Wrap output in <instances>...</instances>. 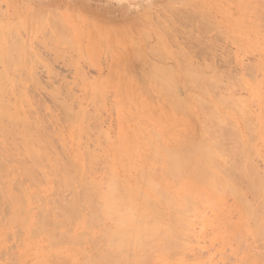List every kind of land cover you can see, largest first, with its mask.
I'll list each match as a JSON object with an SVG mask.
<instances>
[{"label": "rangeland", "instance_id": "1", "mask_svg": "<svg viewBox=\"0 0 264 264\" xmlns=\"http://www.w3.org/2000/svg\"><path fill=\"white\" fill-rule=\"evenodd\" d=\"M262 1L264 0H256V1L255 0H234V1L233 0H0V58H2L5 51H7V53L9 51L10 53H8V55L10 54V56H13L16 59V60L14 59L15 63H13L11 67H9L6 71L7 74L10 72L8 76L7 89H5L7 91L9 90L8 91L9 96H7V94L6 95L4 94L5 96L8 97V98L6 97L8 99V101L6 102H8L12 106L13 110L16 109L17 112L20 113L19 115L26 117L25 119L28 118L27 119L29 120L28 122L34 126V128L32 126L33 129L31 128L32 131L39 130V132L42 133V135L46 137L50 136L52 138L53 136V138L51 139L52 141L55 139L58 140V138H60L58 141H53L55 143H53L51 140L50 142H52L51 145L52 144L55 146L57 145L56 146L57 148L62 147V146L64 147L65 150L62 147V149L59 148L58 150H56V152L58 153L63 152L62 154L60 153V155L63 159H65L64 157H66L67 161H64V160L62 161V158L60 159V155L58 157V154L55 152H54L55 155L50 154V152L49 154L53 158L55 157L54 159L55 161H57L59 165H65V163L67 165L71 162L70 164L71 170L70 168H67L68 170L67 172L69 173L71 177H73L74 175L75 183H76L77 178H78L77 182L79 183L80 182L79 178H83V176L86 175L84 177L87 178L88 176L87 179H89L90 182H94V181L96 182L97 185L94 184L95 182L91 183V185L93 184L95 188H97V190H102L104 188V187H100L101 185H98V184L104 182L105 180L106 182L108 181L107 178L103 181L101 179L102 177H105L106 175L107 177H109L108 179L111 178V176H108V173L110 171L116 175L117 180L119 181L120 185L134 187L135 190H137L136 185H138V183L140 184V180H139L140 172L139 171L141 170L143 164L146 165V163L150 164L152 162L151 158H149V160L147 158L144 160L145 155H148L147 157L152 155L151 153H149V148L152 145L154 146V148L157 147L158 145H159L158 148H161L162 146L169 147V148H173V147L175 148V147L183 146V143L185 142V140L188 141L189 139L191 140V139H199V138L203 139L204 136L206 137V130L208 128L206 130H205L206 127L202 129V126H203L202 121L207 122L210 116H211L210 117L211 120L210 119L209 120L212 121V119H214V117H212V114L215 109L213 116L215 115V113L216 114L219 113L218 116L221 117V114L223 113L222 114L223 117H226V118L221 117V120H223V122L222 121L220 122V120H215L217 118L215 117V119L212 121L214 123L213 126H215L213 128H215V130H218V133L220 130H223V128L230 129L229 131L234 132V133L238 132V134H233V136L236 138V140L235 138H233L234 141L236 142L238 139L237 141L238 143L232 142L231 143L232 147L228 146L229 148H231V150L235 148L236 154L231 153L232 155H236L234 156L235 160L234 159L230 160L231 159L230 158V159H227V162L229 160L230 162L231 161L236 162V159L238 158L237 163H240V166L242 165L243 168H246V165H247V163L245 164V162L247 161L246 159L251 160L252 155H250L249 157V154L253 152L254 153L253 155H255V157L253 158L255 159L252 158L253 161L251 160L247 162H249L248 163L249 166H251L252 162H254L252 164V166L254 165V168L251 166L252 168L250 169L246 168V170L253 169L251 170L252 172L255 170L256 171L255 173H258V175L256 174V176L261 177L262 180L261 179L260 180L261 182H263L262 184L264 186V180H263L264 179V102H261L262 100L264 101V42H263L264 41L263 39L264 29L262 28V26L264 27V21H262L264 20L262 19L264 18V16L261 15V14H264L262 13L264 12V10L262 7H260V5H258L259 3H261L263 6L264 2ZM163 4H164V7H163ZM167 4L172 5L174 9L176 8V13L181 16L180 20L177 19L178 15L176 16V14H174L175 10H174V13L170 12L173 9L172 6H171L172 8L167 7V9L169 10L168 12V10L165 7L167 6ZM247 4H249L251 8ZM257 8H260L258 9L259 13L261 10V14H257L259 16L256 15ZM170 13H171V16H170ZM190 13L191 14L194 13L197 16V20L192 21L194 23H191V21H189V20H193V19H189L190 16L188 15H190ZM172 14L174 15L172 16ZM244 15L246 17L245 19L243 18ZM48 18H50L49 20L52 19V23L54 21V25H51L53 28H51L50 24H48L50 23L49 20L47 21ZM56 18H59L60 20ZM238 20H241V21H238ZM239 22L241 23V25ZM169 23H171L170 24L171 26L173 23L174 27L173 26L170 27ZM203 23L205 25H203ZM43 24H45V26ZM55 24L57 28L61 27L62 30L60 28V31H59V29L55 27ZM59 24L61 26H59ZM159 24L160 26H158ZM162 24L165 25V26L163 25L165 28L162 26ZM227 24L230 27H228ZM167 25L168 27L171 28V30L170 28L166 27ZM209 25L210 26L212 25L211 28ZM161 26L162 28H160ZM202 26H206V28L204 27L206 30ZM11 27H12V30L15 31L14 36L16 37V39L18 38L17 40H13L15 39V37L13 35H10V33H8L9 35L7 34V32H10V31L13 34ZM119 28L121 30H119ZM131 28L133 29L131 30ZM175 28L177 29L176 31H175ZM242 29H244L243 30L244 34H243ZM56 30H57L56 35L57 33L60 32L59 33L60 35L58 34L57 37L56 35H54L55 34L54 31ZM139 30L144 31L145 34H147V35H144L147 37V39H145L146 37H144V39L142 37V39L143 41H145V44L150 45V47L148 45L147 47L145 46L143 47V45L145 44L142 41L141 36L138 37L141 32V31L139 32ZM4 31H5V34L3 35ZM168 31L169 33H171V35H169L170 36L169 38H166L167 36L165 37L164 35ZM63 32L66 34V36L65 34H62L64 36L61 35V33ZM213 34L215 37L213 36ZM141 35L143 34L141 33ZM237 35H240L241 37ZM10 36H13L14 38L12 39ZM58 36H59V39L61 38V40H58ZM245 36H246V39L244 38ZM196 37L199 38L200 40L197 39ZM7 38H9L10 41ZM62 38H64V40ZM6 39L9 41V45H10L9 47L13 45L16 46V43L18 44V46L15 47L16 50H14V46L10 48L9 50H7L8 43H6L7 42ZM133 40L137 41L136 42L137 44ZM247 40L248 42H246ZM14 41H16V43ZM10 43H12V45ZM133 43L136 44L135 46L137 47V49L133 46ZM151 43L155 44L156 48L154 49L157 50L156 52L157 55L155 53V50L154 52L148 51V49L150 50L151 47L153 50L154 44L152 45ZM204 43L206 44L204 45ZM139 44L141 45L142 50H146L147 53L148 52L152 53V56L151 55L149 56V58L151 59V62H149L150 59L148 60V55L150 53L146 56L147 53L145 54V52L139 49L140 48ZM5 46L7 47V49L5 48ZM10 50H12V52L13 51L15 52V53L13 52L15 56L14 54L11 53ZM143 55H145L146 57L143 58ZM158 55H161V56H158ZM177 57H179V59H177ZM145 58H146L145 62H147L149 65L143 63V60ZM139 59H141L142 61ZM114 60L116 63H114ZM118 61L120 64L118 63ZM185 61L188 62L187 64L190 66H187ZM1 62L2 61L0 60V63ZM178 62H181L182 64ZM113 64L118 65V67L114 66ZM124 64L127 66H125ZM144 64H145V67H144ZM156 64L158 65L156 66ZM159 64L162 69L158 68ZM201 64L204 66H201ZM214 64L217 66H215ZM252 65L253 66L255 65V66L252 67ZM3 66L4 64L1 63L0 67H3ZM180 66H182V68L184 66H187V69L188 67L189 69L194 68L195 70L193 69L194 71V73L192 72L193 74L197 73L199 77L202 78V80L203 79L209 80V81L207 80L209 86H206L207 81L202 82L204 89L206 90L201 89L202 91H204L205 95H207L208 98L203 96L204 94L202 93V91H199L200 88H203L201 84L200 85L197 84L198 86H193V85L189 86L185 84L186 83L185 82L186 78H184L185 73H183L184 72L183 70H182L183 72L180 70L181 68ZM15 67H17V70ZM153 67L162 70L163 73L164 72L166 73V75H167L166 69L170 72V74L168 75H171V73H173L172 74L173 78H175L177 82L176 84L174 83V88H173L174 91L171 92V95L173 93L172 96H174L175 98H173L170 94L168 95V93H166L165 91H162L161 88L155 86L156 83H154L155 80H152L153 78L152 76H147V73L149 75L150 73H149V70H147L148 72H146V69L147 68L151 69ZM190 67H193V68H190ZM198 67H200L201 70ZM216 67H218L217 70H216ZM243 67L244 68L246 67L245 70L243 69ZM259 67L260 69H258ZM203 68L206 69L207 71L204 70ZM220 69L221 71H219ZM250 69H252L253 71L252 70L250 71ZM119 71L121 72V74H119ZM15 72L18 73L17 78L15 75L16 74ZM230 72L231 74H229ZM216 73H218L217 75H219V77L216 76ZM214 74L216 76L217 83L214 79L215 78ZM122 75H123V78H122ZM179 77H180V80H179ZM112 78H115L116 81ZM14 79H16V81H14ZM211 81L212 82L215 81L216 85L211 86L210 84ZM138 83L140 85H138ZM231 84H233L234 86H231ZM246 84H249V85L247 86ZM175 85H176V88H175ZM217 85L220 86L221 88L222 87L223 88L225 87V88L224 89L222 88L223 89L222 90L220 87L218 88ZM137 86L138 87L142 86V88L139 89L137 88ZM194 87L199 88L197 89L198 91ZM175 89L176 90L179 89L178 92H176V94H175V91H176ZM225 89H228V91H224ZM16 90H19V91H16ZM134 91L135 93H133ZM212 91H214L213 97H212V94H213ZM190 92H192L191 93L192 95L190 94ZM228 92L230 94H228ZM146 93L148 96L146 95ZM210 93L212 94L210 95ZM178 94L183 95L182 98H183L184 105L182 104V99L179 98ZM193 94H196V95L193 96ZM227 95H229V97ZM164 96L166 97V100ZM184 96L186 97V99H188V101L184 99ZM225 96H227L228 98ZM148 97L151 100L153 99V101H150ZM134 98L136 99V102ZM177 98L179 100L181 99L180 102ZM196 98L198 99L195 100ZM200 98H203V99H200ZM220 98H223V99L226 98V100L224 99L225 100L224 101L223 99H221L220 101ZM199 99L201 100V102L204 101V104L206 103L205 104L206 107L210 105L211 108L210 107L208 108H210L211 113L210 111H207L209 109H207L206 107L203 109V112L201 111L202 109L199 107L201 106V104H199ZM215 99H217L220 102V105H218L217 100ZM242 99L244 101L243 106L239 105L241 104ZM21 100L25 104L21 103L22 102ZM173 100L177 101L178 105L180 104L183 105V107H180L182 108L181 111H184L183 108L187 107L185 110L188 109V111L187 112L185 111L184 113L190 116H184L185 114H182L183 112L182 113L179 112L178 108H176L177 107V105L175 104L176 102L173 103ZM227 100H229L228 102L229 105L226 103ZM10 101L12 103H10ZM15 101H16V105H15ZM235 102L236 104L239 103L238 105L241 107L240 110L238 109V111H241L242 107L245 112L249 110L247 119L248 117H250L248 121H250V123L254 127L253 130H252L253 127L251 126V124L249 125L248 121H247L248 124L246 123L247 125H245V121L247 119L245 118L246 119L245 120L243 115H245L246 117L247 114L243 113V110H242L243 114L241 112H239L238 114L239 116L242 114L241 117L243 118V120H245V121H242V123L240 122L242 118H240L239 116H236L237 112L234 113L235 110H237V109L233 110L234 108L232 107L234 106L236 108ZM197 103L199 106L197 105ZM230 103L231 104L233 103L234 105L232 104L231 106ZM174 104L176 105V107ZM129 105H131V107ZM162 106H164L165 108ZM66 107H67V110L69 108L68 111H70V109L71 111H73L72 113L71 111L69 112L71 113L69 115V118L73 117V119L71 118L69 119L68 117H66L67 115L65 116V114H68L67 113L68 111H64ZM166 107L170 108V109L168 108L169 111L166 109ZM230 107L233 108L231 110H233L234 112L230 110ZM173 108H174V112H172ZM205 109H207L206 110L207 114L208 113L209 115L211 114L210 116L204 113ZM219 111H221V113ZM53 114L56 118L52 116ZM178 114H180V116ZM204 114H206L207 116ZM176 115L178 116L176 117ZM200 115L205 117V119L208 117V119L202 120ZM30 116L36 119L35 120L34 118L29 119L31 118ZM38 116H40V118ZM42 118L44 120H42ZM168 118H169V121H167ZM227 118L228 120L230 119V121H227ZM40 120L46 126L45 129L48 128L50 131L48 129L47 130L43 129L44 126L39 125ZM231 120L234 123H232ZM84 121L87 125L83 123ZM191 121L192 122L194 121L195 124L194 123L193 124L196 125L197 123V125L195 127L193 125L192 127ZM210 121H208V124L212 123V122L210 123ZM35 122L38 123L37 125H39L43 129V131L44 130L46 132L49 131L48 134L52 133V135H48L45 131L43 132L39 126L34 125ZM187 123H189V125ZM205 124L204 126L208 125L207 123ZM232 124H236V126L234 125L232 126ZM85 126L90 127V128L88 129ZM163 126L164 128H162ZM37 127H39V129H36ZM186 127H188L187 129L191 128L190 131L189 130L187 131ZM243 127L245 130H243ZM53 128L54 129L58 128V131H61V133L58 134V132H55V133L51 132ZM210 128L212 129V127H209V129ZM147 129H152V130H149V132L154 131L156 132L155 134L157 135L159 134V137H161V139H158V141L160 143L156 141L158 136L157 135L154 136V133L150 134ZM192 129L196 130V132L192 133L191 132ZM226 129L223 131H226ZM163 132L165 133L163 134ZM199 132L202 133L204 136L202 135L200 136ZM207 132L209 133L210 131H207ZM213 132L215 133V131ZM245 132L247 133V135ZM164 135L165 137H163ZM194 135H196V138H193ZM253 135H254V140H252ZM143 136L144 137L146 136L145 137L146 139L143 138ZM229 136L226 134V136H223V137L227 139L228 142L229 140L231 142V137ZM246 138H250L251 140L249 139L247 140ZM8 139H11V138L7 137L3 139V143L0 144L1 148L3 145L6 144V141L8 142L11 141ZM63 139L66 140V142H63L64 141ZM217 139H219V142H221L220 144L222 146L223 140L221 139L223 138L217 137ZM225 139L223 142H225L228 145V142H226ZM239 139L241 140V145H240L241 147L239 146ZM151 140H153L154 142ZM245 141L249 144L251 148L246 144ZM57 143H59L60 145ZM234 143L238 145L240 150L242 148L241 152L243 151V156L242 154H240L241 153L240 151L236 152V150L238 149ZM233 144L235 145V147H233L234 146ZM91 147L93 148L94 151H92ZM222 147L224 149L226 148L224 146ZM228 147L227 149H229ZM247 147L252 149V150L249 149V151H251L250 153L247 151L248 149ZM11 148H12V145H11ZM34 148L36 150L38 149L39 152L41 151L40 150L41 147L34 146ZM66 149L69 150L67 151L68 154L70 152L69 155L65 152ZM86 149L87 150L90 149V151H88V154L90 155L97 150L98 153L97 154L95 153L93 155L94 156L99 155L100 157L101 155H103L102 158H104V161L106 159V163L102 161V163L104 164L100 162V165H99L98 163L99 161H101L99 156H97V159L99 158L100 160L99 159H98L99 161L95 160L97 161L96 163L94 161H91V159H94V157L92 158L93 155L91 157L90 155L88 156V154H86L87 152ZM227 149L225 150L227 151ZM3 150L5 151L6 149H3ZM15 150H14V147L10 149L11 154L8 152L9 149L7 150V154H4L3 153L4 151L3 152L0 151V154L3 155L4 157V160H3L1 159L2 157L0 156V163L2 162L0 164L2 167L0 168H3L4 166L5 171L7 172L6 176L0 180V183H3L2 185L0 184V187H1L0 188V200H1L0 202L1 203L4 202L3 204L0 203V217L2 214L1 218H3L2 220L0 219V230L3 231V232L0 231V251L2 250L0 253H3L2 256L0 255V264H6V263L7 264H37L39 262H41L39 264H62V263L81 264L80 260H83L85 257H94L99 252V250L108 249L107 241H106L107 240L106 232H107V229H109L108 226L110 227V225L112 224V221L107 218L102 219L103 217L101 214L95 213V216L97 215L96 216L97 218L95 220L97 221H94V224L95 222L99 224L97 225L93 224L94 226H91L89 228L85 227L86 224L84 225L83 222L86 223V217H85L86 210L84 209V207H82L83 205H80L76 218L74 217L71 218V219H74L75 222L74 221L73 222L75 223V225H73L74 223H72V221L71 223L68 221L69 224H72L71 225L72 229L71 228L67 230L65 229L66 227L67 228L70 227L68 223L67 225L64 224L65 227L63 225V228H61L62 230L64 229L66 232L70 233L68 234L69 236L66 235L68 237L65 238V241L59 238L60 240L59 239L58 240L61 242H58V240L56 239L58 238L57 236L56 238L54 237L52 239V236H48L41 232L40 234L38 233V231H36L38 233L37 235L35 231H33L34 224L32 225L31 220L27 219V217L31 215L34 216L37 213L36 211L38 210L36 209V206H38V201L35 200L36 199L34 197L35 195L32 196V194L35 193L37 195H41L42 198L49 197L52 199L54 198L56 199V197L60 198V196H57V195L55 196L54 194L51 195V193H53L54 191L52 189H55L52 187H55L56 185L54 186V181L52 182L51 180L53 179V176L48 175L49 171L47 169L49 168V166L47 169L45 167H44L45 169L43 168V166L47 164V161L45 160L40 161V163L37 164L38 166L36 165L34 167V169L38 170V173H39V169L41 170L42 174L41 173L40 174L44 175L42 176L44 177V179L41 177L40 174L37 175L38 173L36 172V170L32 172V174L36 172L37 174L35 173L34 176L36 175L39 177L38 179L43 180V181L40 180L42 184L39 181L37 183H34L37 177L28 179L32 181L35 186L32 183L30 184V181H26V180L21 181L22 184H18V183H21L17 181H19L21 178L22 166H20V168H17L20 165L18 163L19 155H17L18 154L17 152L21 153V151L17 149ZM50 151L52 152V148ZM82 151H84V154ZM226 151L224 152L222 149V152H223L222 154L224 156L226 155V157L228 158V156L230 155L224 154L226 153ZM228 151L227 153L229 154L230 152ZM99 152L103 154H100ZM64 154L65 156L63 157ZM8 155L11 157H9ZM83 155L84 157L88 156L91 159L83 158ZM223 155H222V158L224 157ZM69 156L71 160L70 158L68 159ZM29 158L27 156L26 162L28 164H32L33 161ZM239 158L240 160H243L242 164L241 162H238L240 161ZM6 159L7 161L9 159L8 163L6 162ZM87 159H90V160H89V163H87L86 165V162L84 161H87ZM224 159L226 160L225 157ZM220 160H221V156L218 153V161ZM43 162L46 164L44 165ZM72 162H75V163H72ZM220 163L222 165H225V161L223 159L220 161ZM72 164H73V167H72ZM74 164H75V167H74ZM95 164L97 166H95ZM91 165L93 166V168L91 169L94 171L93 174H92V171L89 168H87V166L91 167ZM84 166L86 167V170L84 169L85 168ZM94 166L97 168H94ZM98 166L99 167L101 166V167L99 168ZM138 166L139 167L141 166V167L139 168ZM12 168L13 170L14 169L15 170L13 171ZM98 168L99 170L100 169L101 170L98 171L97 170ZM105 168H108V172H106L107 169L105 170ZM87 169L91 172V174L89 171H88L89 173L86 172ZM155 169L156 168H154V170ZM103 171L106 172L107 174L103 173ZM119 171L120 173L117 174ZM155 171L158 174H160L159 168ZM45 172H47L48 174L47 173L45 174ZM134 175L138 176V178L135 177ZM16 177H18L19 179H17ZM129 177H132L131 178L132 180H130ZM240 177H237L235 181H238ZM14 179H17V181L15 180L16 181L15 182ZM242 179H239V181H241ZM243 181L244 180L241 181V185L245 183ZM9 182H10V185L8 186L7 184H9ZM106 182H104V184ZM136 182L138 183L135 184ZM180 182H178V184L176 185L174 184L170 185L169 186L170 192L176 194L180 188L179 186ZM85 183L88 184V181L86 182V179H85ZM229 185H231L232 188H237L236 190H239L238 191L239 193H237V191H232V192L230 191L231 192V193L229 192L230 194H226L228 196L224 195L227 198L222 196L220 197L221 199L218 198V200L216 199L215 201H212L211 202L212 206L213 204L214 206L211 208L209 206L211 205V203L208 205L202 203L203 208L205 207L204 208L205 210H202L203 208L201 209L200 207H199L200 209L196 208L197 210H195L196 212L194 213H197L198 215L195 214L194 215L195 218L193 217L194 219L192 220L189 219V218H192L191 216L192 213L188 217L190 222L193 221L194 224L193 222L188 223L189 221L188 222L184 221L185 223H188L187 224L188 227L191 228L190 231H184V233H190L192 237L189 238L187 237V235L185 236L183 235L184 241H182L184 244L185 243L187 244L188 248H185V251L182 250L184 249L182 247L179 248V250L177 249L178 253H181V255L180 254L175 255L177 253L176 252L177 250H176L175 254H171L172 255L171 258H170L171 255H164V254L161 255L160 252L158 253L157 251L154 253L153 259L150 264H163V263L164 264H243L242 261H244L245 259L255 262L252 264H256L257 262L258 264H260L259 262L260 258L258 255H260L261 253L259 254L256 251L257 247H259L260 245L256 247L255 244H252L249 246V244L254 242L253 237L243 236L246 239V242H244L243 244H240L238 242L240 244L239 246H237L238 244V243L236 244L237 241L233 239L232 237L230 238V241L222 240V239H225L227 234H229L230 228L235 229L239 226L238 222L235 221V220L237 221L240 220L239 218L240 212H239V207H238L239 204L237 202L241 201L239 197L243 189L240 190V188H243L242 186L246 188L245 187L246 184L240 186V188L238 186L237 187L232 186V185H236V183L232 184L231 182H229ZM13 186H15V189ZM174 186H176V188H173ZM246 186L248 187V185ZM26 187L27 189L25 190ZM35 187L38 189L37 192H36L37 189L35 190ZM65 190H66L65 192H67L68 190L69 194L64 193L62 189L59 192L61 194V198L70 199L72 195V191H70L67 188ZM143 190L145 189L143 188ZM247 190H248L247 188H246V191L245 189L243 190V192L245 191L244 193L245 196L243 195L242 197L243 192L241 193L240 198H242V201L243 199H248V200L251 199V194ZM25 191H27V193ZM62 193H64L65 196H63ZM9 194L11 195V197L8 196ZM236 194H238L239 197L236 196ZM7 202L9 204H6ZM4 204H6V206L9 205L7 208H5L6 206L4 207L5 209H7L6 210L7 213L5 212V214H4V211H2ZM59 204H60V201H59ZM199 206H201V204ZM31 207H34V208H31ZM20 209L22 211L21 217L13 218L14 217L13 214L16 211H19ZM80 210H82V212ZM200 211L203 212V214H201L202 216L200 215ZM3 214L5 216H3ZM198 216L201 217V219L200 218L198 219ZM81 217H83V219ZM197 219L200 222L195 224V221ZM201 221H202V224H200ZM102 225H106L105 233L102 232L101 227L104 228V226ZM9 226L12 228H10ZM26 226L27 228L28 227L29 228L27 229ZM200 227L201 229L199 230ZM19 228L21 230V233L16 231L17 229L19 230ZM31 228L34 234L30 230ZM213 229L215 230L213 231ZM192 230L193 232L199 231L198 235L197 233L193 235L194 233L191 232ZM30 231L32 232L31 236H30L31 233H29ZM82 231L87 232V234L89 233L88 236L85 232L82 233ZM21 234L23 237L21 236ZM97 234H99L97 236L98 242H97V239L96 240L93 239V238H97L96 237ZM101 234L103 237H104L103 234H105L106 240L102 238ZM47 236L49 237V239L47 238ZM29 238L30 239L32 238L33 240L32 239L30 240ZM91 238L93 239V241H96L97 243L92 242L93 244H91ZM244 238H243V241H245ZM103 239L106 242H103V246H102L101 243ZM49 240H51V242ZM233 240L235 241V243ZM55 241L57 242L56 245H54ZM66 241L69 243L66 244L65 243ZM73 241H75L74 242L75 246L71 244ZM238 241L242 242V239L241 240L238 239ZM63 242L64 244H62ZM245 243H247L249 247L247 246L246 248ZM186 244L184 245V247H187ZM259 244H261L262 246L261 242ZM8 246L10 247L8 248ZM189 246H190V249H189ZM253 246L256 248H254ZM252 247L255 250H253ZM73 248L75 249L73 250ZM259 249L261 248L259 247ZM259 249H258V252L261 251V250L259 251ZM77 250H79V252ZM252 251L253 252L255 251L254 252L255 255H253L254 253H252ZM184 252L185 254H183ZM92 254L93 255L95 254V255L93 256ZM50 255H52L51 258H50ZM80 255H83V257L82 256L80 257ZM241 256H244V257H241ZM250 256L256 257V259ZM238 259H241V261ZM14 260H15V263H14ZM63 260L65 262H63ZM262 260L263 259H261V261ZM261 263H264V260Z\"/></svg>", "mask_w": 264, "mask_h": 264}, {"label": "bare ground", "instance_id": "2", "mask_svg": "<svg viewBox=\"0 0 264 264\" xmlns=\"http://www.w3.org/2000/svg\"><path fill=\"white\" fill-rule=\"evenodd\" d=\"M234 1V0H233ZM256 1V0H255ZM200 2V1H199ZM261 2V1H260ZM262 2H264V1H262ZM242 4V3H241ZM250 4V3H249ZM249 4H247V5H249ZM203 5V4H202ZM205 5V4H204ZM246 5V6H247ZM251 5V4H250ZM249 5V6H250ZM258 5H260V7H262L263 8V10H264V3H263V6H262V4L261 3H259ZM172 5H168L167 4V6H165L166 7V9H167V7H169V8H172L171 7ZM240 6V5H239ZM249 6H248V8H249ZM163 7H164V4H163ZM179 8V7H178ZM250 8H251V6H250ZM255 8V7H254ZM222 9V8H221ZM258 9H260V8H257V12H256V15L257 14H261V10H260V13L258 12L259 10ZM168 10V9H167ZM174 10H175V13H174ZM254 10V9H253ZM179 11V10H178ZM168 12H169V10H168ZM170 12H172V13H174V14H176V16L178 15L177 13H176V8L174 9V7H173V9L170 11ZM237 12V11H236ZM179 13V12H178ZM187 13V12H186ZM254 13V12H253ZM262 13H264V12H262ZM144 14H146V13H144ZM174 14H172V16L174 15ZM180 14V13H179ZM38 15H40V14H38ZM188 15V14H187ZM236 15V14H235ZM239 15H241V14H239ZM261 15H263L264 16V14H261ZM170 16H171V13H170ZM180 15H178L176 18L178 19V20H180L181 19V16L179 17ZM188 16H190V18L189 19H193V20H189V21H191V23H194V22H192V21H194V20H197V16H196V14H194V13H190V15H188ZM187 16V17H188ZM233 16V15H232ZM255 16V15H254ZM257 16H259V15H257ZM143 17V16H142ZM41 18V17H40ZM51 18V17H50ZM50 18H48L47 19V21L50 19ZM139 18V17H138ZM174 18V17H173ZM244 19L246 18L245 17V15H244V17H243ZM256 18V17H255ZM262 18V17H261ZM56 19H58V20H60L59 18H56ZM239 19V18H238ZM262 19H264V18H262ZM41 20V19H40ZM57 20V21H58ZM174 20V19H173ZM177 20V21H178ZM50 21V23H48V24H50V27L51 28H53L51 25H54V21H53V23H52V19L51 20H49ZM140 21H141V19H140ZM210 21V20H209ZM238 21H241V20H238ZM243 21V20H242ZM248 21V20H247ZM254 21V20H253ZM262 21H264V20H262ZM59 22H61V21H59ZM161 22V21H160ZM197 22V21H196ZM244 22V21H243ZM255 22V21H254ZM44 23V22H43ZM127 23V22H126ZM207 23V22H206ZM240 23V22H239ZM40 24V23H39ZM56 24H57V22H56ZM56 24H55V27H56ZM166 24H168V23H166ZM171 23H169V25H170ZM238 24V23H237ZM44 26H45V24H43ZM127 25V24H126ZM164 24H162V26H163ZM178 25V24H177ZM194 25V24H193ZM203 25H205L204 23H203ZM240 25H241V23H240ZM49 26V25H48ZM59 26H61L60 24H59ZM158 26H160V24L158 25ZM162 26L160 27V28H162ZM165 26V25H164ZM163 26V27H164ZM172 26L174 27V25H173V23H172ZM171 25H170V27H172ZM179 26V25H178ZM189 26V25H188ZM192 26V25H191ZM207 26H208V24H207ZM210 26V25H209ZM212 26V25H211ZM211 26H210V28H211ZM227 26H228V24H227ZM54 27V28H55ZM166 27H168V25L166 26ZM170 27H168V28H170ZM180 27V26H179ZM201 27V26H200ZM203 28L205 27L206 28V26H202ZM228 27H230V26H228ZM246 27V26H245ZM42 28H43V26H42ZM57 28V27H56ZM61 28V27H60ZM60 28H57V29H59V31H60ZM134 28V27H133ZM133 28H131V30L133 29ZM165 28V27H164ZM192 28V27H191ZM202 28V29H203ZM204 28V29H205ZM208 28V27H207ZM262 28L264 29V27L262 26ZM181 29V28H180ZM8 30V29H7ZM11 30H12V27H11ZM53 30V29H52ZM61 30H62V28H61ZM119 30H121L120 28H119ZM130 30V31H131ZM135 30V29H134ZM170 30H171V28H170ZM177 29L175 28V31H176ZM206 30V29H205ZM234 30V29H233ZM244 29H242V31H243ZM10 31V30H9ZM13 31V30H12ZM64 31V30H63ZM137 31V30H136ZM141 31V32H140ZM174 31V32H175ZM180 31V30H179ZM191 31V30H190ZM198 31V30H197ZM217 31V30H216ZM216 31H215V33H216ZM14 32L15 31H13V34L11 33V31L10 32H7V34L8 33H10V35H13L14 36ZM56 32H57V30L56 31H54V35H56ZM139 32H140V35L138 36V37H140L141 36V39H142V37H143V39H144V37H146V36H144V35H147V34H145V32L144 31H142V30H139ZM163 32H164V30H163ZM173 32V33H174ZM181 32V31H180ZM210 32V31H209ZM60 33V32H59ZM59 33H57V35L59 34ZM118 33V32H117ZM116 33V34H117ZM138 33V32H137ZM141 33L143 34V35H141ZM148 33V32H147ZM167 33H169V31L168 32H166V34ZM176 33V32H175ZM200 33V32H199ZM5 34V31H4V33H3V35ZM62 34H65L64 32L63 33H61V35ZM164 35L166 38H169L170 36L169 35H171V33H169V34H167V35ZM181 34V33H180ZM183 34V33H182ZM191 34V33H190ZM243 34H244V31H243ZM246 34V33H245ZM264 34V33H263ZM9 35V34H8ZM57 35H56V37H57ZM60 35V34H59ZM175 35V34H174ZM203 35V34H202ZM13 36H10L12 39L15 37H13ZM62 36H64V35H62ZM65 36H66V34H65ZM179 36V35H178ZM213 36H214V34H213ZM237 36H240V35H237ZM136 37H137V35H136ZM210 37V36H209ZM215 37V36H214ZM241 37V36H240ZM197 38V37H196ZM218 38V37H217ZM245 39H246V36L244 37ZM7 39H9V38H7ZM6 39V43H8L7 45V47H8V49H7V47L5 46V48L7 49V50H9L10 48H12L13 46H11V47H9L10 45H9V41H10V39H9V41ZM18 39V38H17ZM16 39V37H15V39H13V40H17ZM63 40H64V38H62ZM135 39V38H134ZM143 39H142V41H143ZM145 39H147V37L145 38ZM184 39V38H183ZM197 39H199V38H197ZM264 39V38H263ZM13 40H12V42H13ZM58 40H61V38L59 39V36H58ZM62 40V41H63ZM136 40V39H135ZM135 40H133V41H135ZM177 40V39H176ZM200 40V39H199ZM66 41V40H65ZM64 41V42H65ZM147 41V40H146ZM183 41H185V40H183ZM213 41V40H212ZM15 43H16V41H14ZM18 42H19V40H18ZM137 41H135V43H136ZM144 42V44H145V41H143ZM178 42V41H177ZM182 42V41H181ZM181 42H179V43H181ZM195 42V41H194ZM216 42V41H215ZM239 42V41H238ZM246 42H248V40L246 41ZM264 42V41H263ZM6 43H5V45H6ZM14 43V44H15ZM135 43H133V46L137 49V47L135 46L136 44ZM190 43V42H189ZM202 43V42H201ZM254 43V42H253ZM11 45H12V43H10ZM142 44V43H141ZM152 45L154 44V43H151ZM187 44H188V42H187ZM206 43H204V45H205ZM211 44V43H210ZM245 44V43H244ZM248 44V43H247ZM140 45V44H139ZM148 45V44H147ZM147 45L145 44V45H143V47L145 46V47H147ZM186 45V44H185ZM253 45V44H252ZM257 45V44H256ZM16 46H18V44L16 43ZM16 46H14V50H16ZM149 47H150V45H148ZM177 46V45H176ZM207 46V45H206ZM243 46V45H242ZM245 46V45H244ZM133 47V48H134ZM209 47V46H208ZM259 47V46H258ZM128 48V47H127ZM142 47H141V45H140V48L139 49H141ZM154 48H156L155 47V44L153 45V50H152V47L150 48V50L148 49V51H152V52H154ZM197 48V47H196ZM256 48V47H255ZM204 49V48H203ZM22 50V49H21ZM142 50V49H141ZM167 50V49H166ZM183 50V49H182ZM11 51V53L12 54H14L13 52H12V50H10ZM143 52H145V54L147 53V51L146 50H142ZM201 51V50H200ZM203 51H205V50H203ZM138 52V51H137ZM150 52H148L147 54H146V56L150 53ZM157 52V50H155V53ZM163 52V51H162ZM8 53H10L9 51H8ZM8 53H7V51H5L4 52V55L2 56V58H0V60L2 61L1 63H3L4 64V66L3 67H0V144L1 143H3V139L4 138H7V137H10L11 139H8V140H11L10 142H8V141H6V144L5 145H3L2 146V148L3 149H6L5 151L0 147V151H4L3 153L4 154H7V150L9 149V153H10V149H12L13 147H14V150L15 149H17V150H19V151H21V153H19V152H17L16 154L17 155H19V166L17 167V168H20V166H22V174H21V178H20V180L19 181H17V179H19L18 177H19V175H18V177H16L17 179H14V181L16 180L17 182H21V181H24V180H26V181H30V180H28V179H31V178H35V177H37L36 179H35V181H34V183H37L38 181L39 182H41V181H43V180H41V179H38L39 177L38 176H34V174L37 172L38 173V170H36V169H34V167L38 164V163H40V161H47V164L46 163H44L43 162V164L45 165H47V167H46V165L45 166H43V168L45 167L46 169L48 168V166H49V168L47 169L48 171H49V174L47 173V172H45V174L47 173L48 175H52L53 176V179H51L52 180V182L54 181V186L55 187H52V188H55V189H52V190H56L55 192L53 191V193H51L52 192V190H51V195L52 194H54L55 196L57 195V196H60V198L59 197H56V199H58L59 201H60V204H59V201L58 200H56L55 198L54 199H52V198H42V196L41 195H37V194H32V196L33 195H35L34 197L36 198L35 200H37L38 201V206H36V209L38 210V211H36L37 213L33 216V215H31V216H28L27 217V219H29V220H31V222H32V225L34 224V228H33V231H35V233L38 235V233H44V234H46V235H48V236H52V239L55 237L56 238V236L58 237V238H56L57 240L60 238V239H63V241H65V238L66 237H68L69 235L68 234H70V233H68V232H66L64 229L62 230L61 228H63V225L64 224H66L67 225V223H68V225H70V227H66L65 229L67 230V229H69V228H71V225L72 224H69V222L71 223V221H72V223H74L75 221H74V219H71L72 217H74V218H76V215H77V213H78V209H79V207H80V205H83L82 207H84V209L86 210V214H85V217H86V223H84L82 220V222H83V224L85 225L86 224V226L85 227H87V228H89V227H91V226H94V225H97V224H99V223H97V222H95V224H94V221H97V220H95L97 217V215L95 216V213L96 214H101L102 215V219H104V218H107V219H110L111 221H112V224L110 225V227L108 226V228L109 229H107V227H106V229H107V232H106V236H107V240L105 239V234H103L104 235V237L102 236V234H101V236H102V238H104L106 241H107V246H108V249H104V250H99V252L94 256L93 254V256L94 257H85L83 260H80V263L81 264H150L151 263V261H152V259H153V255H154V253L155 252H157L158 251V253L160 252V254L162 255V254H164V255H171V254H175V251L178 249L179 250V248H184V249H182V250H184L185 251V248H188V246H187V244H186V246L187 247H184V243L182 242V241H184V239H183V235L185 236V235H187V237H192V235L190 234V233H184V231H190L191 230V228L190 227H188V223H191V222H193V221H191L190 222V220H192V219H194L195 218V214L196 215H198L197 213H194V212H196L195 210H197L196 208H198V209H202L203 208V205H202V203L203 204H210L212 201H215L216 199L218 200V198H220V197H222V196H224V195H226V194H230L232 191H237V193H239L238 191L239 190H236L237 188H232L231 187V185H229V182H231L232 184H235L236 183V185H232V186H238L239 188H240V186H242V185H244V184H246V185H248V187L245 185V187L248 189L247 191L251 194V199L250 200H248V199H243V201H242V198H240L241 197V193L243 192V190L245 189V191H246V188H244V186H242L243 188H240V190H242V192L240 193V197H239V195L238 194H236V196H238L239 197V199L241 200V201H238L237 203L239 204L238 205V207H239V212H240V217H239V215H238V217L240 218V220L239 221H237V220H235L236 222H238V224H239V226L237 227V228H235V229H232V228H230V232H229V234H227V236L225 237V239H222L223 241H226V240H229L230 241V238L232 237L233 239H235L237 242H236V244L239 242L240 244H243L244 242H246V239L244 238V237H253L254 239V242H250L251 244H249V242H248V244H249V246L250 245H252V244H255V246L257 247V246H259L261 249H259V247H257V249H256V251H257V253H261L260 255H258L259 256V262H260V264H264V263H261L263 260H264V186H263V182H261V177H257L256 176V174L258 175V173H255L256 171L254 170L253 172L251 171V170H253V169H251V170H246V168L248 169H250V168H254V165L252 166V164L254 163V162H252V164H251V166H249L248 165V163L249 162H247V161H253V159H255V158H253V157H255V155H253L254 153L252 152V153H250L251 151H249V149L251 148L250 146H249V144L246 142V144L250 147V148H248L247 149V151L250 153H248L249 154V157H250V155H252L251 156V160L250 159H246L247 161L245 162V164L247 163V165H246V168H243L242 167V165L240 166V163H237V160H238V158L236 159V162H233V161H231L230 162V160H232V159H234V156H236V155H232L233 153H235V148L234 149H232L231 150V148H229V147H232V142H235L234 141V139L233 138H235L234 136H233V134H238V132L237 133H234V132H231V131H229L230 129H226V131H223V130H225L224 128H223V130H220L219 131V133H218V130H215V128H213V127H215V126H213V120L215 119V117H219L218 119L216 118L215 120H220V122L222 121L223 122V120H221V117H223V113L221 114V117L220 116H218V114H216L215 113V115L213 116V114H214V111H215V109H214V111H213V114H212V117H214V119H212V121H210L211 119H210V115H209V113L207 114V111H210V113H211V110H210V105H208V107H210V108H208V107H206V103L204 104V101L203 102H201V100L200 99H203V98H200L199 99V104H201V106H199L198 105V103H197V105L202 109L201 111L203 112V109L206 107L207 109H209V110H207V109H205V111H204V113H206L208 116H210L209 117V119H208V117L206 118V119H208L207 120V122H204V121H202V129H204L205 127V130H206V137L202 134V133H200V136L202 135V136H204L203 137V139L202 138H199V139H189L188 141L187 140H185V142L183 143V146H180V147H173V148H169V147H164V146H162L161 148H158V146L157 147H155L154 148V146L152 145L150 148H149V153H151L152 155L151 156H149V157H147L148 155H145V158H144V160L147 158L148 160H149V158H151L152 159V162L150 163V164H148V163H146V165H144L143 164V166H142V168H141V170L139 171L140 173H139V180H140V184L138 183V182H136L135 184H137L138 183V185H136L137 186V190H135V188L134 187H129V186H126V185H120L119 184V181L117 180V177H116V175L113 173V172H111L110 171V169H109V171L111 172H109L110 173V175H109V173H108V176H111V178L110 179H108L109 177H107L106 175H105V177H102L101 179L104 181L106 178H107V182H106V180L104 181V182H106L105 184H104V182H102V183H100V184H98V185H101L100 187H104L102 190H97V188H95V186L92 184L91 185V183H94V182H90L89 181V179H87L88 178V176H87V178H85L84 176H86V175H84L83 176V178H79L80 179V182L78 183L77 181V179H76V183H75V180H74V175H73V177H71L70 175H69V173L67 172L68 170H67V168H70V164H71V162L69 163V164H67L66 165V163H65V165H59L58 163H57V161H55V157L53 158L50 154H54L55 155V153H57L58 154V157H59V155H60V153L62 154L63 152H60V153H58V152H56V150H58L59 148H61L62 149V147H59V148H57L55 145H51V143L53 142V141H58L60 138H58V140H51L52 138H53V136H52V138L50 137V136H44V135H42V133H40L39 132V130H37V131H32L31 130V128H32V126L33 125H31V123H29L28 121L29 120H27V119H25L26 117H24V116H21V115H19L20 113H18L17 112V110L15 109V110H13L12 109V106L8 103V102H6V101H8V97L7 96H9L8 94H9V90L7 91V90H5V89H7V82H8V76H9V74H10V72L7 74V69L9 68V67H11V65L13 64V63H15V61H14V57L13 56H10V54L8 55ZM142 53V52H141ZM154 53V54H155ZM159 53V52H158ZM144 54V53H143ZM186 54V53H185ZM203 54V53H202ZM131 55V54H130ZM152 56V53H150L149 55H148V60L150 59L149 58V56ZM156 55H157V53H156ZM197 55V54H196ZM14 56H15V54H14ZM140 56H141V54H140ZM145 55H143V58L144 57H146ZM158 56H161V55H158ZM201 56V55H200ZM179 57H181V56H179ZM179 57H177V59H179ZM205 57V56H204ZM203 57V58H204ZM128 58V57H127ZM163 58V57H162ZM218 58H220V57H218ZM122 59V58H121ZM141 59H142V57H141ZM141 59H139V60H141ZM16 60V59H15ZM145 60H146V58L143 60V63H145V64H148L147 62H145ZM142 61V60H141ZM155 61V60H154ZM179 61V60H178ZM149 62H151V59L149 60ZM153 62V61H152ZM156 62V61H155ZM186 62V61H185ZM213 62V61H212ZM225 62V61H224ZM0 63V64H1ZM114 63H116L115 62V60H114ZM118 63H119V61H118ZM117 63V64H118ZM161 63V62H160ZM178 63H181V62H178ZM188 62H186V65L187 66H190V65H188L187 64ZM252 63V62H251ZM120 64V63H119ZM118 64V65H119ZM121 64H122V62H121ZM145 64H144V67H145ZM151 64V63H150ZM182 64V63H181ZM209 64V63H208ZM245 64V63H244ZM114 65V64H113ZM118 65H114V66H116V67H118ZM125 65V64H124ZM142 65V64H141ZM149 65V64H148ZM153 65H155V64H153ZM152 65V66H153ZM158 64H156V66H157ZM178 65V64H177ZM180 65V64H179ZM210 65H211V63H210ZM213 65V64H212ZM215 65V64H214ZM219 65V64H218ZM224 65H226V64H224ZM125 66H127V65H125ZM124 66V67H125ZM172 66V65H171ZM187 66H184L183 68H185V69H183L182 68V66H180L181 68H180V70L183 72V73H185L184 75H185V77L184 78H186L185 80V84L186 85H189V86H198L197 84H201V86L203 87V88H195L196 90L197 89H199V91H202L201 89H203V90H206V89H204V86H203V83L202 82H206L208 79H203L202 80V78H200L199 77V75L196 73V74H193L194 73V71H193V67H190V68H193V69H189V67H188V69H187ZM192 66V65H191ZM201 66H204V65H202L201 64ZM200 66V67H201ZM215 66H217V65H215ZM255 66V65H254ZM253 65H252V67H254ZM130 67V66H129ZM135 67V66H134ZM148 67V66H147ZM200 67H198V68H200ZM212 67V66H211ZM16 68V70H17V67H15ZM15 68H14V70H15ZM158 68H160V69H162L161 67H160V64H159V66H158ZM158 68H151V69H146V72H148L147 70H149V73H150V75L147 73V76H152V77H150V78H152V80H155L154 81V83H156L155 84V86H157V87H159V88H161L162 89V91H165L166 93H168V95L170 94L171 95V92L172 91H174L173 90V88H174V83L176 84V79L175 78H173V73H171V75H168V74H170V72L166 69V71H167V75H166V73L164 74L163 73V71L162 70H160V69H158ZM171 68V67H170ZM169 68V69H170ZM196 68H197V66H196ZM213 68V67H212ZM217 68L218 67H216V70H217ZM246 68V67H245ZM245 68L243 67V69L245 70ZM137 69V68H136ZM145 69V68H144ZM172 69V68H171ZM204 69V68H203ZM253 69H255V68H253ZM258 69H260V67L258 68ZM19 70V69H18ZM22 70V69H21ZM120 70V69H119ZM195 70V69H194ZM200 70H201V68H200ZM204 70H206V69H204ZM203 70V71H204ZM252 69H250V71H251ZM24 71V70H23ZM121 71V70H120ZM119 71V74H121V72ZM135 71V70H134ZM165 71V70H164ZM202 71V72H203ZM207 71V70H206ZM212 71V70H211ZM219 71H221V69L219 70ZM253 71V70H252ZM116 72V71H115ZM172 72H173V70H172ZM193 72V73H192ZM201 72V71H200ZM16 73V72H15ZM251 73V72H250ZM18 73H16L15 75H16V78H17V75ZM218 73H216V76L217 77H219V75H217ZM229 74H231V72L229 73ZM33 75V74H32ZM113 75V74H112ZM139 75V74H138ZM198 75V76H197ZM181 76H183V75H181ZM212 76V75H211ZM214 76H215V74H214ZM213 76V77H214ZM216 76H215V81H216V83H217V80H216ZM228 76V75H227ZM237 76V75H236ZM22 77V76H21ZM20 77V78H21ZM26 77V76H25ZM112 77H114V76H112ZM226 77V76H225ZM232 77H234V76H232ZM122 78H123V75H122ZM183 78V77H182ZM206 78V77H205ZM212 78V77H211ZM112 79H114L115 80V78H112ZM174 79V80H173ZM213 79V78H212ZM22 80V79H21ZM33 80V79H32ZM122 80V79H121ZM138 80V79H137ZM179 80H180V77H179ZM14 81H16V79H14ZM116 81V80H115ZM114 81V82H115ZM128 81V80H127ZM140 81V80H139ZM175 81V82H174ZM209 81V80H208ZM208 81L206 82L207 83V85L206 86H209V84H208ZM215 81H211V86L212 85H216V83H215ZM238 81V80H237ZM251 81H252V79H251ZM113 82V83H114ZM137 82V81H136ZM181 82V81H180ZM214 83V84H213ZM247 83V82H246ZM251 83V82H250ZM249 83V84H250ZM120 84V83H119ZM153 84V83H152ZM224 84V83H223ZM237 84V83H236ZM249 84H246L247 86L249 85ZM132 85V84H131ZM138 85H140L139 83H138ZM185 85V86H186ZM251 85V84H250ZM218 86V85H217ZM231 86H234L233 84H231ZM236 86V85H235ZM117 87V86H116ZM220 86H218V88H219ZM132 88V87H131ZM137 88H139V89H141L142 88V86H137ZM175 88H176V85H175ZM186 88V87H185ZM188 88V87H187ZM214 88H216V87H214ZM217 88V89H218ZM221 88V87H220ZM223 88V87H222ZM221 88V89H222ZM225 88V87H224ZM223 88V89H224ZM226 88H228V87H226ZM233 88V87H232ZM248 88V87H247ZM14 89H16V88H14ZM122 89V88H121ZM160 89V90H161ZM190 89V88H189ZM222 89V90H223ZM231 89V88H230ZM229 89V90H230ZM176 90V89H175ZM178 90L179 89H177L176 91H175V94H176V92H178ZM181 90V89H180ZM187 90V89H186ZM191 90V89H190ZM192 90H193V88H192ZM214 90H216V89H214ZM235 90V89H234ZM16 91H19V90H16ZM136 91V90H135ZM135 91L133 92V93H135ZM198 91V90H197ZM224 91H228V89H225ZM252 91V90H251ZM7 92V93H6ZM122 92V91H121ZM137 92V91H136ZM194 92V91H193ZM209 92H211V91H209ZM220 92V91H219ZM218 92V93H219ZM259 92V91H258ZM120 93V92H119ZM118 93V94H119ZM142 93V92H141ZM150 93V92H149ZM192 92H190V94H191ZM202 93L204 94L203 96H205V97H207V95H205V93H204V91H202ZM208 93V92H207ZM206 93V94H207ZM213 93V94H212ZM212 93H210V95L212 94V97H213V95H214V91H212ZM224 93V92H223ZM7 94V96H5V95ZM152 94V93H151ZM159 94H160V92H159ZM162 94V93H161ZM220 94V93H219ZM228 94H230L229 92H228ZM19 95V94H18ZM146 95H147V93H146ZM163 95V94H162ZM167 95V96H168ZM172 95H173V93H172ZM171 95V96H172ZM185 95V94H184ZM192 95V94H191ZM194 95H196V94H193V96ZM226 95V94H225ZM233 95V94H232ZM119 96V95H118ZM137 96H138V94H137ZM148 96V95H147ZM146 96V97H147ZM153 96V95H152ZM178 96H179V98H181L182 99V104L184 105V102H183V95H179L178 94ZM177 96V97H178ZM188 96V95H187ZM228 97H229V95H227ZM227 96H225V97H227ZM5 97V98H4ZM7 97V98H6ZM19 97V96H18ZM120 97H121V95H120ZM165 97V96H164ZM173 98H175L174 96H172ZM198 97H200V96H198ZM227 97V98H228ZM233 97V96H232ZM231 97V98H232ZM236 97V96H235ZM149 98V97H148ZM167 98H169V97H167ZM189 98V97H188ZM208 98V97H207ZM215 98V97H214ZM135 99V98H134ZM145 99V98H144ZM147 99V98H146ZM150 99V98H149ZM178 99V98H177ZM180 99V100H181ZM184 99H186V97L184 96ZM198 98H196L195 100H197ZM218 99V98H217ZM217 99H215V100H217ZM221 99H223V98H220V101H221ZM225 100H226V98H224ZM223 99V100H224ZM244 99V98H243ZM243 99H242V102H241V104H239V105H244V101H243ZM261 99V98H260ZM11 100V99H10ZM165 100H166V97H165ZM179 100V99H178ZM180 100H179V102H180ZM187 101H188V99H186ZM214 100V99H213ZM224 100V101H225ZM241 100V99H240ZM22 101V100H21ZM20 101V102H21ZM150 101H153V99L151 100L150 99ZM157 101V100H156ZM206 101V100H205ZM246 101V100H245ZM135 102H136V99H135ZM176 102V103H175ZM198 102V101H197ZM201 102V103H200ZM228 102H229V100H227L226 101V103L228 104ZM259 102V101H258ZM261 102H264L263 100L261 101ZM10 103H12L11 101H10ZM21 103H23V104H25L23 101L21 102ZM167 103H168V101H167ZM173 103H175L176 105H177V107H176V105H175V107L176 108H178V111L179 112H183L182 114H185L184 112L186 111H188V109L187 110H185L187 107H185V108H183L184 109V111H181L182 110V108H180V107H183V105L182 104H180V105H178V103H177V101H175V100H173ZM187 103V102H186ZM210 103V102H209ZM217 103H218V105H220V102L217 100ZM234 103V102H233ZM232 103V104H233ZM243 103V104H242ZM251 103V102H250ZM22 104V105H23ZM130 104V103H129ZM204 104V105H203ZM208 104V103H207ZM231 104V103H230ZM232 104H231V106H232ZM238 104H236V102H235V105H236V108L234 107V106H232L233 108H231L230 107V110L231 109H233V110H235V109H237V110H235V112L233 111V110H231V111H233L234 113H236V116H239L238 114H239V112H241L242 113V110H243V107H242V109H241V111H238V109L240 110V106L238 105ZM15 105H16V101H15ZM63 105V104H62ZM169 105V104H168ZM203 105V106H202ZM229 105V104H228ZM227 105V106H228ZM234 105V104H233ZM238 105V106H237ZM130 107H131V105H129ZM165 106V105H164ZM164 106H162V107H164ZM172 106V105H171ZM191 106V105H190ZM222 106V105H221ZM246 106V105H245ZM17 107H18V105H17ZM63 107V106H62ZM69 107V106H68ZM174 107V106H173ZM223 107V106H222ZM64 108H65V106H64ZM165 108V107H164ZM169 108V107H168ZM168 108L166 107V109L168 110ZM200 108H198V109H200ZM225 108V107H224ZM245 108V107H244ZM170 109V108H169ZM212 109H213V107H212ZM228 109V108H227ZM247 109V108H246ZM245 109V110H246ZM68 110H69V108H68ZM67 110V107H66V109L64 110V111H68ZM173 111L172 112H174V108L172 109ZM70 111H71V109H70ZM70 111H68L67 113L68 114H65V116L66 117H68L69 118V115L73 112V111H71V113H69ZM169 111V110H168ZM200 111V110H199ZM220 113H221V111H219ZM232 112V113H233ZM247 112V113H246ZM244 111L243 110V113H245V114H247L246 115V117H245V115H243V117H244V119L246 118L247 119V116H248V112H249V110L248 111ZM258 112V111H257ZM29 113V112H28ZM240 113V114H241ZM242 113V114H243ZM159 114V113H158ZM169 114V113H168ZM194 114V113H193ZM206 114H204V115H206ZM242 114L239 116L240 118H242L241 116H242ZM150 115V114H149ZM179 116H180V114H178ZM178 115H176V117L178 116ZM206 115V116H207ZM217 115V116H216ZM53 117H55L54 116V114L52 115ZM184 116H190V115H184ZM199 116V115H198ZM201 116V119L203 120H206L205 119V117H203L202 115H200ZM230 116V115H229ZM253 116V115H252ZM259 116V115H258ZM31 118H29V119H33L32 118V116H30ZM39 118H40V116H38ZM37 117V118H38ZM65 117V118H66ZM181 117H182V115H181ZM203 117V118H202ZM56 118V117H55ZM71 118V117H70ZM69 118V119H70ZM223 118H226V117H223ZM222 118V119H223ZM231 118H232V116H231ZM249 118L250 117H248V119L245 121V120H243V118L241 119V123H242V121H245V125H247L248 123H249V125L251 124L250 123V121H248L249 120ZM253 118V117H252ZM260 118V117H259ZM262 118V117H261ZM36 118H34V120H35ZM71 119H73V117L71 118ZM155 119V118H154ZM39 120V119H38ZM42 120H44L43 118H42ZM54 120V119H53ZM56 120V119H55ZM66 120V119H65ZM31 121V120H30ZM167 121H169V118L167 119ZM189 121V120H188ZM208 121H210V123L212 124H208ZM227 121H230V119L228 120V118H227ZM226 121V122H227ZM232 121V120H231ZM247 121H248V123H247ZM254 121H255V119H254ZM44 122V121H43ZM190 122V121H189ZM84 124H86L85 123V121L83 122ZM192 123V124H191ZM191 125H192V127H193V125L195 124L194 123V121L192 122L191 121ZM194 123V124H193ZM205 123H207L208 125L207 126H209V125H211V126H209V127H212V132H211V130L209 129V127H207V126H204V124ZM232 123H234L233 121H232ZM247 123V124H246ZM256 123V122H255ZM254 123V124H255ZM38 123L37 122H35L34 123V125H37ZM42 124V125H41ZM83 124V125H84ZM167 124H168V122H167ZM188 125H189V123H187ZM186 124V125H187ZM217 124V123H216ZM219 124V123H218ZM40 126H44L43 127V129H45V125L41 122V120H40V124H39ZM39 125H37V126H39ZM87 125V124H86ZM130 125H131V123H130ZM134 125V124H133ZM138 125V124H137ZM179 125V124H178ZM177 125V126H178ZM190 125V126H191ZM196 125H197V123H196ZM196 125H194V127L196 126ZM206 125V124H205ZM236 126V124H232V126ZM245 125H243V126H245ZM39 126V127H40ZM180 126H181V124H180ZM199 126V125H198ZM251 126H252V124H251ZM250 126V127H251ZM257 126V125H256ZM39 127H37L36 129H39ZM86 127V126H85ZM216 127H218V126H216ZM245 127H247V126H245ZM253 127V126H252ZM251 127V128H252ZM33 128H34V126H33ZM32 128V129H33ZM41 128V127H40ZM86 128H90V127H86ZM141 128V127H140ZM144 128V127H143ZM162 128H164V126L162 127ZM188 127H186V129H187ZM221 128H222V126H221ZM236 128V127H235ZM43 129L41 128V130L43 131ZM48 129V128H47ZM47 129H45V130H47ZM56 129V128H55ZM55 129L53 128L52 129V131L51 132H58V134L59 133H61V131H58V128L56 129V131H55ZM176 129V128H175ZM191 129V128H190ZM190 129H187V131L189 130L190 131ZM196 129V128H195ZM246 129H248V128H246ZM254 129V127L252 128V130ZM44 130V131H45ZM49 130V129H48ZM91 130V129H90ZM142 130V129H141ZM148 130V132H149V130H152V129H147ZM205 130H203V131H205ZM243 130H245L244 129V127H243ZM43 131V132H44ZM50 131V130H49ZM49 131L48 132H46L47 134L49 133ZM207 131H210L209 133L207 132ZM213 131H215V133L213 132ZM228 131V132H227ZM237 131V130H236ZM247 131V130H246ZM251 131V130H250ZM84 132V131H83ZM171 132V131H170ZM191 132L192 133H194V132H196V130H194V129H192L191 130ZM252 132V131H251ZM150 134L152 133H154V136L155 135H157V134H155L156 132H154V131H150L149 132ZM165 132H163V134H164ZM216 133H218V134H216ZM229 136V137H231V142H230V140H229V142L227 141V139H225L223 136H226V134ZM246 133V132H245ZM249 133V132H248ZM254 133V132H253ZM57 134V135H58ZM132 134V133H131ZM145 134V133H144ZM196 134V133H195ZM225 134V135H224ZM250 134V133H249ZM261 134V133H260ZM48 135H52V133L51 134H48ZM139 135V134H138ZM233 137H232V136ZM246 135H247V133H246ZM88 136V135H87ZM158 136V138L156 139V141H158V139H161V137H159V134L157 135ZM175 136V135H174ZM199 136V135H198ZM17 137H18V139H17ZM20 137V138H19ZM49 137H50V139H49ZM146 137V136H145ZM144 136H143V138H145ZM163 137H165V135L163 136ZM217 137L218 138H223V139H221V140H223L224 141V139L226 140V142H228V145L225 143V142H223L222 141V146H224V147H226L225 149H227V147L229 148V149H227V151L228 152H230L229 154L227 153V151L221 146V142H219V139H217ZM249 137V136H248ZM253 137V139L252 140H254V135L252 136ZM55 138V137H54ZM57 138V137H56ZM88 138H90V137H88ZM192 138V137H191ZM193 138H196V135H194V137ZM237 138H239V137H237ZM257 138H259V137H257ZM19 139H20V141H19ZM146 139V138H145ZM247 140L249 139V140H251L250 138H246ZM18 140V141H17ZM50 140L52 141V142H50ZM64 140V139H63ZM130 140V139H129ZM147 140H148V138H147ZM233 140V141H232ZM235 140H236V138H235ZM89 141V140H88ZM87 141V142H88ZM151 141H153V140H151ZM151 141H149V142H151ZM184 141V140H183ZM237 141H238V139H237ZM235 142V143H238V142ZM63 142H66V140H64ZM154 142V141H153ZM159 142V141H158ZM53 143H55V142H53ZM86 143V142H85ZM156 143V142H155ZM160 143V142H159ZM231 145H230V144ZM234 143V144H235ZM253 143H254V141H253ZM8 144V145H7ZM9 144H10V146H9ZM57 144H59V143H57ZM96 144V143H95ZM157 144V143H156ZM224 144V145H223ZM225 144H226V146H225ZM233 144V145H234ZM252 144V143H251ZM11 145H12V148H11ZM60 145V144H59ZM94 145V144H93ZM97 145V144H96ZM236 145V147H237V149L238 150H236V152H238V151H240L241 152V150H242V148H241V150L239 149V147H238V145L237 144H235ZM235 145L233 146V147H235ZM241 145V140L239 139V146ZM244 145V144H243ZM5 146V147H4ZM6 146H8V147H6ZM34 146L35 147H41L40 148V152L38 151V149L36 150L35 148H34ZM51 146H53V147H51ZM55 146V147H54ZM149 146H150V144H149ZM160 146H161V144H160ZM168 146V145H167ZM171 147V146H170ZM241 147V146H240ZM51 148H52V152L50 151L51 150ZM56 148V149H55ZM84 148H85V146H84ZM98 148V147H97ZM96 148V149H97ZM134 148V147H133ZM63 149H64V147H63ZM79 149H80V147H79ZM91 149H92V151H94L93 150V148L91 147ZM95 149V150H96ZM99 149V148H98ZM127 149V148H126ZM222 149H223V151L225 152L226 151V153H224V154H227V155H230V156H228V158L226 157V155L224 156L222 153ZM23 150V151H22ZM55 150V151H54ZM65 150V149H64ZM85 150V149H84ZM234 150V151H233ZM243 150H244V148H243ZM250 150H252V149H250ZM67 151H69V150H67L66 149V153H67ZM86 154H88V151H90V149L89 150H87L86 149ZM91 151V152H92ZM100 151V150H99ZM130 151H131V149H130ZM232 151V152H231ZM15 152H16V150H15ZM49 152H50V154H49ZM55 152V153H54ZM83 152V154H84V151H82ZM90 152V153H91ZM221 152V153H220ZM239 152V153H240ZM245 152V151H244ZM97 154L98 153V151L96 150L94 153H92L91 155L90 154H88V156L90 155V157L93 155V154ZM100 153V152H99ZM131 153V152H130ZM218 153L220 154V156H221V160L223 159L224 161H225V165H222L221 163H220V161H218ZM232 153V154H231ZM11 154V153H10ZM9 154V155H10ZM68 154V153H67ZM69 154H70V152H69ZM68 154V155H69ZM100 154H103V153H100ZM141 154V153H140ZM226 158V160L224 159V157L222 158V155ZM236 154V153H235ZM240 154H242V156H243V151L240 153ZM245 154V153H244ZM248 154H247V156H248ZM8 155V156H9ZM0 156L2 157L1 159H3L4 160V157H3V155H1L0 154ZM7 156V155H6ZM27 156H28V158L29 159H31L32 161H33V163L32 164H28L26 161H27ZM65 156V154L63 155V157ZM84 157V155H83V158H90V157ZM97 156H99V155H96V156H92V158L94 157V159H91V161H94L95 163L97 162V161H95V160H98L99 158L101 159V161H99V165H100V162L102 163V161L104 162V163H106V159H105V161H104V158H102V156L103 155H101V157L99 156V158L97 159ZM105 156H107V155H105ZM9 157H11V156H9ZM125 157V156H124ZM47 158V159H46ZM62 157H61V155H60V159H61ZM65 159H63L62 158V161L64 160V161H67L66 160V157H64ZM70 158V156L68 157V159ZM106 158V157H105ZM217 158V159H216ZM220 158V157H219ZM231 158V159H230ZM253 158V159H252ZM90 159H87V161H84V162H86V165H87V163H89V160ZM107 159H108V157H107ZM227 159H230L228 162H227ZM15 160H17V159H15ZM70 160H71V158H70ZM86 160V159H85ZM139 160V159H138ZM235 160V159H234ZM239 160H240V158H239ZM219 163H218V162ZM6 162L8 163L9 162V159H8V161H7V159H6ZM5 162V163H6ZM93 162V163H94ZM107 162H108V160H107ZM238 162H241V164L243 163V160H240V161H238ZM2 163V162H1ZM0 163V164H1ZM72 163H75V162H72ZM104 163H102V164H104ZM131 163V162H130ZM227 163V164H226ZM85 164V163H84ZM84 164H82V165H84ZM223 166H221V165ZM9 165V164H8ZM16 165H18V164H16ZM38 166V165H37ZM68 166V167H67ZM95 166H97L96 164H95ZM94 166V168H97V167H95ZM156 166V167H155ZM249 166V167H248ZM0 167H2L1 165H0ZM72 167H73V164H72ZM74 167H75V164H74ZM85 167V166H84ZM99 167V166H98ZM101 167V166H100ZM99 167V168H100ZM139 167V166H138ZM141 167V166H140ZM139 167V168H140ZM244 167H245V165H244ZM44 168V169H45ZM78 168V167H77ZM87 168H89L90 170L93 168V166L91 165V167H88L87 166ZM99 168L97 169L98 171H100L99 170ZM137 168V167H136ZM154 168H156L155 170H157L158 168H159V170H160V174H158L155 170H154ZM73 169V168H72ZM85 170H86V167L84 168ZM107 169V171L106 172H108V168H105V170ZM12 170H13V168H12ZM15 170V169H14ZM13 170V171H14ZM36 170V172L35 173H33L32 174V172H34ZM70 170H71V168H70ZM44 171H46V170H44ZM89 170L87 169V173H89L88 172ZM92 171V174H93V170H91ZM132 171V170H131ZM138 171V170H137ZM106 172H104L103 171V173H106ZM156 172V173H155ZM36 173V174H37ZM41 173V170L39 169V173L37 174V175H39ZM115 173H116V171H115ZM120 173V171L117 173V174H119ZM136 173V172H135ZM6 174H7V172L5 171V167L3 166V168H0V180L1 179H3L5 176H6ZM34 176H32V175ZM42 174V173H41ZM40 174V175H41ZM90 174H91V172H90ZM107 174V173H106ZM133 174V173H132ZM135 175H137V174H135ZM134 175V176H135ZM42 176H44V175H41V177ZM104 176V175H103ZM120 176V175H119ZM127 176V175H126ZM243 178H241V177ZM95 177V176H94ZM93 177V178H94ZM135 177H137L138 178V176H135ZM237 177H240L239 179H242V180H244L243 182H245L244 184H242L241 185V181H239V179H238V181H235V179H237ZM8 178H9V176H8ZM43 179H44V177H42ZM50 178V177H49ZM132 177H129V179L130 180H132L131 179ZM46 179V178H45ZM85 179H86V182L88 181V184H86L85 183ZM97 179V178H96ZM134 179V178H133ZM261 179V180H260ZM41 180V181H40ZM138 180V179H137ZM138 180V181H139ZM264 180V179H263ZM15 181V182H16ZM26 181H25V183H26ZM82 181H84V182H82ZM181 181V182H180ZM178 182H180L179 183V186H180V188H179V190L177 191V193L175 194V193H172V192H170V188H169V186L170 185H172V184H174V185H176V184H178ZM234 182V183H233ZM240 182V183H239ZM14 183V182H13ZM33 184V182L32 181H30V184ZM77 183H78V185H77ZM132 183V182H131ZM238 183V184H237ZM1 185L3 184V183H0ZM18 184H22V182L21 183H18ZM41 184H42V182H41ZM94 184H96V182L94 183ZM240 184V185H239ZM8 186L10 185V182H9V184H7ZM16 185H17V183H16ZM34 185V184H33ZM38 185V184H37ZM97 185V184H96ZM103 185V186H102ZM105 185V186H104ZM35 186V185H34ZM14 187V189H15V186H13ZM28 187V186H27ZM27 187L25 188V190L27 189ZM30 187V186H29ZM1 188V187H0ZM69 189L70 191H72V195H71V198L69 199H65V198H61V194L59 193L60 192V190H62L63 189V191H64V193H67V194H69V191L67 190V192H65L66 190L65 189ZM143 188L145 189V190H143ZM173 188H176V186H174ZM178 188V187H177ZM8 189V188H7ZM11 189H12V187H11ZM22 189H24V188H22ZM37 188L35 187V190H36ZM96 189V190H95ZM17 190V189H16ZM16 190H14V191H16ZM38 191V189L36 190V192ZM231 191V192H230ZM245 191L242 193V197H243V195H244V193H245ZM7 192V191H6ZM9 192V191H8ZM18 192V191H17ZM26 193H27V191H25ZM62 192V191H61ZM230 192V193H229ZM57 193V194H56ZM60 195H59V194ZM64 193H62L63 194V196H65L64 195ZM234 193V192H233ZM233 193H232V195H233ZM48 194V193H47ZM235 194V193H234ZM30 195V194H29ZM9 197H11V195L9 194L8 195ZM68 196V195H67ZM226 196H228V195H226ZM235 196V197H236ZM245 196V195H244ZM46 197V196H45ZM225 197V196H224ZM30 198H32V197H30ZM225 198H227V197H225ZM237 198V197H236ZM245 198V197H244ZM250 198V197H249ZM25 199V198H24ZM27 199V198H26ZM63 199V200H62ZM64 199H65V201H64ZM221 199V198H220ZM238 199V200H239ZM34 200V201H35ZM1 201V200H0ZM3 201H5V200H3ZM8 201V200H7ZM62 201V202H61ZM237 201V200H236ZM32 202V201H31ZM64 202H66V203H64ZM1 203V202H0ZM4 202H2L1 204H3ZM236 203V204H237ZM6 204H9L8 202L6 203ZM6 204H4V206H3V210L2 211H4V214H5V212L7 213V209H5V208H7L8 206H6ZM12 204V203H11ZM201 204V206H199ZM6 206V207H5ZM205 206V205H204ZM210 206V208L211 207H213L214 206V204H213V206H212V203H211V205H209ZM217 206H218V204H217ZM5 207V208H4ZM35 207V206H34ZM34 207H31V208H34ZM81 207V208H82ZM200 207V208H199ZM216 207V206H215ZM21 208V207H20ZM205 208V207H204ZM202 209V210H205V209ZM5 209V210H4ZM238 209V208H237ZM215 210V209H214ZM14 211H15V209H14ZM81 212H82V210H80ZM238 211V210H237ZM236 211V212H237ZM21 209L19 210V211H16L13 215H14V217L13 218H16V217H21ZM199 212V211H198ZM191 213H192V215H191ZM204 213H205V211H204ZM3 214V216H5ZM201 214H203V212L202 211H200V215ZM207 214V213H206ZM12 215V214H11ZM192 216V218H189L188 219V217L189 216ZM202 216V215H201ZM236 216V215H235ZM1 217H2V214H1ZM0 217V219L2 220L3 218H1ZM12 217V216H11ZM95 217V218H94ZM98 217H99V215H98ZM194 217V218H193ZM217 217V216H216ZM82 219H83V217H81ZM196 218H197V216H196ZM201 219V217H199L198 216V219ZM198 219L195 221V224L196 223H199L200 221H198ZM238 219V218H237ZM79 220V219H78ZM85 220V219H84ZM69 221V222H68ZM74 221V222H73ZM98 221H99V219H98ZM184 221H186V222H188V223H185ZM204 221H205V219H204ZM6 222V221H5ZM8 222V221H7ZM110 222V221H109ZM212 222V221H211ZM111 223V222H110ZM25 224V223H24ZM27 224V223H26ZM94 224V225H93ZM193 224H194V222H193ZM200 224H202V221H201V223ZM207 224V223H206ZM237 224V223H236ZM73 225H75V223L73 224ZM190 225V224H189ZM102 226H104V228H102L101 227V229H102V232L103 233H105V226L106 225H102ZM191 226V225H190ZM231 226V225H230ZM10 227V226H9ZM15 227V226H14ZM17 227V226H16ZM64 227H65V225H64ZM96 227V226H95ZM94 227V228H95ZM193 227H194V225H193ZM192 227V228H193ZM202 227V226H201ZM201 227L199 228V230L201 229ZM215 227H217V226H215ZM10 228H12V227H10ZM26 228H27V226H26ZM29 228V227H28ZM27 228V229H28ZM93 228V227H92ZM186 228H188V229H186ZM190 228V229H189ZM198 228V227H197ZM226 228V227H225ZM72 229V228H71ZM82 229V228H81ZM100 229V230H101ZM103 229H104V231H103ZM186 229V230H185ZM232 229V230H231ZM31 231H32V228L30 229ZM194 230V229H193ZM193 230L191 231L192 233H194L193 235H195V233H197V235H198V232H196V231H194L193 232ZM215 229H213V231H214ZM0 231H2V230H0ZM17 232H20L21 233V230H20V228H19V230L17 229L16 230ZM29 232V233H31L30 234V236L32 235V232ZM36 231H38V233L36 232ZM56 231V232H55ZM3 232V231H2ZM1 232V233H2ZM85 232V231H84ZM83 231H82V233H84ZM23 233H24V231H23ZM22 233V234H23ZM40 233V234H41ZM67 233V234H66ZM72 233V232H71ZM86 234H87V232H85ZM18 234V233H17ZM16 234V235H17ZM22 234H21V236H22ZM33 234H34V232H33ZM80 234V233H79ZM89 234V233H88ZM88 234H87V236H88ZM189 234V235H188ZM15 235V236H16ZM66 235H68V236H66ZM72 235V234H71ZM99 234H97L96 235V237L98 236ZM9 236V235H8ZM33 236H35V235H33ZM47 236V238L49 239V237ZM100 236V237H101ZM244 236V237H243ZM23 237V236H22ZM78 237V236H77ZM33 238V237H32ZM31 238V239H32ZM43 238V237H42ZM46 238V239H47ZM90 238V237H89ZM218 238V237H217ZM243 238L245 239V241H243ZM30 239V238H29ZM30 239V240H31ZM34 239V238H33ZM32 239V240H33ZM50 239H51V237H50ZM55 239V240H56ZM59 239V240H60ZM94 240H96L97 239V242H98V237L97 238H93ZM93 239L91 238V244H93L92 242H96V241H93ZM101 239V238H100ZM99 239V240H100ZM103 239V240H104ZM238 239H242V242H240V241H238ZM248 239V238H247ZM39 240V239H38ZM58 240V242H61V241H59ZM90 240V239H89ZM102 240V243H101V245L103 246V242H106L105 240L103 241ZM232 240V239H231ZM252 240V241H253ZM50 242H51V240H49ZM80 241V240H79ZM190 241V240H189ZM229 241H227V242H229ZM234 241V240H233ZM233 241H231V242H233ZM262 243V246H261V244H259L260 242ZM35 242V241H34ZM53 242V241H52ZM74 242L75 241H73L71 244L72 245H74L75 246V244H74ZM81 242H82V240H81ZM89 242V241H88ZM96 242V243H97ZM54 243V242H53ZM66 244H68L69 242H65ZM187 243H188V241H187ZM234 243H235V241H234ZM237 244V246H239L240 244ZM32 244V243H31ZM57 244V242L55 241V244L54 245H56ZM62 244H64V242L62 243ZM79 244V243H78ZM225 244V243H224ZM246 244V248H247V243H245ZM258 244V245H257ZM48 245V244H47ZM59 245H60V243H59ZM95 245V244H94ZM105 245V244H104ZM183 245V246H182ZM248 246V247H249ZM10 246H8V248H9ZM31 247V246H30ZM82 247V246H81ZM94 247V246H93ZM105 247V246H104ZM254 247V246H253ZM252 247V248H253ZM256 247H254V248H256ZM263 247V248H262ZM98 248V247H97ZM251 248V247H250ZM249 248V249H250ZM253 248V250H255ZM27 249V248H26ZM25 249V250H26ZM75 248H73V250H74ZM79 249V248H78ZM91 249H93V248H91ZM90 249V250H91ZM189 249H190V246H189ZM258 249H259V251L260 252H258ZM83 250V249H82ZM178 250L176 251L177 253L175 254V255H177V254H180L181 255V253H178ZM252 250V249H251ZM2 251V250H1ZM0 251V252H1ZM27 251V250H26ZM78 252H79V250H77ZM76 251V252H77ZM189 251V250H188ZM4 252V251H3ZM30 252V251H29ZM81 252V251H80ZM246 252V251H245ZM255 252V251H254ZM253 251H252V253H254ZM157 253V254H158ZM2 254L3 253H0V255L2 256ZM7 254V253H6ZM56 254V253H55ZM183 254H185V252L183 253ZM78 255H79V253H78ZM159 255V254H158ZM253 255H255V253L253 254ZM252 255V256H253ZM40 256V255H39ZM83 257V255H80V257ZM245 256H246V254H245ZM252 256H250V257H252ZM256 256H257V254H256ZM41 257H43V256H41ZM52 257V255H50V258ZM58 257V256H57ZM56 257V258H57ZM60 257V256H59ZM79 257V256H78ZM172 257V255L170 256V258ZM174 257V256H173ZM180 257V256H179ZM241 257H244V256H241ZM249 257V258H250ZM21 258H22V256H21ZM32 258V257H31ZM169 258V259H170ZM252 258H255L256 259V257H252ZM25 259V258H24ZM251 259V258H250ZM261 259H263L262 261H261ZM12 260H13V258H12ZM16 260V259H15ZM15 260H14V263H15ZM27 260V259H26ZM156 260V259H155ZM159 260V259H158ZM238 260H240L241 261V259H238ZM254 260V259H253ZM11 261V260H10ZM40 261V260H39ZM38 261V262H39ZM42 261V260H41ZM47 261H48V259H47ZM54 261V260H53ZM82 261V262H81ZM234 261V260H233ZM55 262V261H54ZM53 262V263H54ZM63 262H65L64 260H63ZM67 262V261H66ZM243 262V264H252V263H255V262H253V261H251V260H247V259H245L244 261H242ZM241 262V263H242ZM39 263H41V262H39ZM39 263H37V264H39ZM167 263H169V262H167ZM7 264V263H6ZM62 264H64V263H62ZM164 264V263H163ZM256 264H258V262L256 263Z\"/></svg>", "mask_w": 264, "mask_h": 264}]
</instances>
